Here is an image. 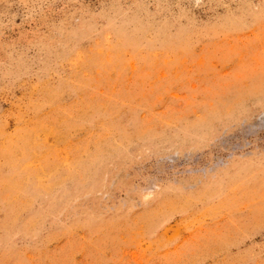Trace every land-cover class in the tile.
Here are the masks:
<instances>
[{
    "label": "rangeland",
    "instance_id": "374dc122",
    "mask_svg": "<svg viewBox=\"0 0 264 264\" xmlns=\"http://www.w3.org/2000/svg\"><path fill=\"white\" fill-rule=\"evenodd\" d=\"M0 264H264V0H0Z\"/></svg>",
    "mask_w": 264,
    "mask_h": 264
}]
</instances>
